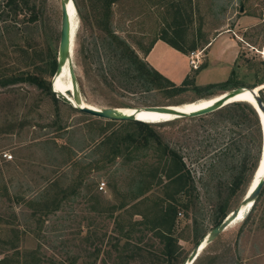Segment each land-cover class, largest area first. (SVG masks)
<instances>
[{
    "label": "rangeland",
    "instance_id": "1",
    "mask_svg": "<svg viewBox=\"0 0 264 264\" xmlns=\"http://www.w3.org/2000/svg\"><path fill=\"white\" fill-rule=\"evenodd\" d=\"M75 1L84 19L77 13L70 70L78 96L95 109L179 106L224 93L199 99L191 87L178 94L147 89L128 70L121 43L151 67L145 51L164 30L198 45V67L204 44L224 34L235 42L238 80L251 86L255 77H264V0H119L109 19L117 41L97 28L92 0ZM60 5V0H18L14 11L0 5V264H164L154 226L158 208L170 204L178 211L173 236L182 264L221 212L241 204L255 173L251 177L256 125L222 108L149 123L181 157L192 181L185 189L167 178L171 164L156 144L125 145L123 155L112 158L123 137L138 138L136 125L82 113L61 99L56 86L59 100L53 102L35 85L16 82L36 76L50 85ZM220 41L214 39L212 49ZM189 67L193 78L196 70ZM4 153L12 156L9 166ZM263 212L259 205L247 212L194 264H264Z\"/></svg>",
    "mask_w": 264,
    "mask_h": 264
},
{
    "label": "trees",
    "instance_id": "2",
    "mask_svg": "<svg viewBox=\"0 0 264 264\" xmlns=\"http://www.w3.org/2000/svg\"><path fill=\"white\" fill-rule=\"evenodd\" d=\"M17 1L18 0H0V5H3L4 8H9L10 11H14L17 7ZM118 1L119 0H92L91 1V4H94V9H95L94 11L96 12L97 28L104 31L108 36H110L115 41H117V39L115 35L113 34V32L111 31L109 19L111 17V8ZM73 2L77 10V13L81 16V19H84L83 15H81L82 13H81L80 8L78 7L77 2L75 0H73ZM178 13L179 11L177 10V14ZM34 20H36V17L33 16L31 18V21H34ZM173 23H177V20H174ZM167 34L168 32L164 30V34L160 35V37H158L157 40H161L165 42L167 45H169L170 47L176 49L177 51L183 54H188L189 52L195 51L198 47V45L197 44L194 45V43L191 45H186L185 39L183 38L179 39L174 36L168 37ZM121 44L123 47H122V51L120 52V55L125 60V64L128 70L135 72L136 74L139 75V77H141L145 82H147L148 84V85L146 84L147 89L157 88V89L164 90L166 92H171V93L173 92L174 94H178V93L184 92L187 88L191 87L197 93V95H199V99H200V98L211 97L218 93L227 92L232 89L239 88V87L254 89L264 84V77H261V78L255 77L256 80L253 85L245 86L238 80L237 72L233 69L228 79L222 83L210 84V85H206V86L199 88V87L194 86L193 78L187 77L182 82L181 85L177 86L173 82L165 78L158 71L153 69L152 67H148L144 63H142L141 59H139L137 54L132 49H130L125 43L124 44L121 43ZM153 44L154 42L152 43V45ZM205 44L207 45L208 42H206ZM151 46L148 49H146L145 54L149 52ZM244 62H246L247 65L251 64L248 59H245ZM261 65L264 67L263 62H261ZM17 81L35 85L37 88H39L40 90L45 92L47 95H49L51 99L53 100V102H57L59 100L55 98V95L51 92L50 85L49 84L45 85L44 81L39 79L36 76H25L24 78L16 80V82ZM263 90L264 89H262L259 92V95H260L262 102L264 103V99L262 97ZM222 110L237 113L238 118H240L241 120L243 121L250 120V121H253L254 124L256 125L257 132L259 133V139H258V144H257L256 157L252 165V170L250 174L252 177V174L257 167V164L260 158V153H261V129H259L260 124H259L258 116L250 105L243 103V102H233L229 105L224 106ZM126 122L137 126L138 131H139L138 138H135L132 135L123 137L121 141H119V143L116 146H114V149L111 151L112 158L115 159L123 155L122 149L125 147V145L127 149L128 147H130L131 144L132 146L136 148L138 147L146 148L148 147L150 143L156 144L159 147H161L163 154L167 157L166 159L171 164L170 171L166 175L167 178H169L171 182H173L174 185L177 186V188L182 186L184 187L183 189H185L186 187L188 188L192 186V181L190 180V177L187 171H185V166H184V163L182 162L181 157L176 152L169 149L167 146H165L160 141L159 136L152 129V125L154 124H149V123L142 122V121H126ZM162 122H165V121H162ZM127 142H129V144H127ZM236 186H238V182ZM263 194H264V186L262 190L260 191L258 198L256 199L253 206L251 207L248 215L252 213L258 205L261 206L262 211H264V204L262 203ZM140 195L141 193L136 195L134 199L136 200V198L139 197ZM157 212L158 214L155 218L156 221H155L154 227L155 229H157L156 235L159 238L161 244L163 245L162 255L164 256V264H178L177 263L178 261V255H177L178 247L177 246L178 245H177V240L173 236L175 218L178 213L176 209V205L170 204V205H167L166 207H160L158 208ZM228 213L229 212L222 211L219 218L215 221L214 227L219 225L225 219ZM263 214L264 212L262 213V216ZM246 218L247 217H245L244 220H246ZM263 222H264V217H263ZM263 226H264V223H263Z\"/></svg>",
    "mask_w": 264,
    "mask_h": 264
},
{
    "label": "water",
    "instance_id": "3",
    "mask_svg": "<svg viewBox=\"0 0 264 264\" xmlns=\"http://www.w3.org/2000/svg\"><path fill=\"white\" fill-rule=\"evenodd\" d=\"M72 7L73 12L77 14V10L75 8L73 0H61L60 5V12H61V24H60V37H59V44H58V53H57V64L56 69L51 77L50 80V87L51 92L53 94H56L55 91V82L54 79L60 72V64L61 62H64L67 60V58L70 56V50H71V31H70V12L69 7ZM240 12H242V7L240 8ZM69 78L71 82L73 83V90L76 92L77 96V82L75 78V74L73 72V69L70 70ZM262 86V85H261ZM245 87H239L232 89L230 91L225 92L226 98L221 99L220 101H217L216 103L209 105L208 107L202 108L200 110L194 111V112H185L176 109L177 105H168V106H145V107H134L133 113H125L121 110L128 109L131 107L126 108H103V109H95V108H86V107H76L73 106L71 101L67 98L61 96V99H63L66 103H68L70 106H72L74 109L79 110L83 113L89 114L94 117H98L100 119L108 120V121H139L137 118L134 117V114H137L139 111L143 110L144 112H150V113H156V114H163L169 116L171 119H182V118H188V117H197V116H203L207 115L209 113H212L218 109L223 108L226 105H229L233 103V100H231V96L235 94L236 92L244 89ZM264 89V86L262 88H259L257 90L254 89H248L247 90L253 95L255 99V106L254 111L256 112L260 129H261V153L260 158L263 157L264 152V128H263V122L262 117L264 119V104L260 98L259 92ZM72 93V92H71ZM258 165V164H257ZM257 169V167H256ZM264 186V171L259 179V181L256 183V185L245 192L241 203L244 204L245 208L249 209L251 206H253L254 202L258 198L260 191L262 190ZM241 206H237L234 210L228 213V215L225 217V219L216 227H214L208 234L209 237L206 239V236H204L202 239L198 241V243L194 246L192 251L189 253L188 257L182 262V264H186L187 261H190V264H194L197 258L199 257L202 250L205 249V247L214 240L221 232L225 231L227 228H229L234 222H236L239 218V215L241 213ZM207 240V241H206Z\"/></svg>",
    "mask_w": 264,
    "mask_h": 264
},
{
    "label": "crops",
    "instance_id": "4",
    "mask_svg": "<svg viewBox=\"0 0 264 264\" xmlns=\"http://www.w3.org/2000/svg\"><path fill=\"white\" fill-rule=\"evenodd\" d=\"M216 38L221 39L220 44L217 48L212 49L211 42ZM234 44L235 42L226 35L219 34L208 41L207 45H204L206 55L203 64H200V67L203 65L204 67L199 68L193 77L195 87L200 88L210 84L222 83L228 79L233 69L238 72L240 65H238V55H236ZM145 60L153 69L175 85L181 84L191 74L189 56L161 40L154 42L149 52L145 54ZM3 161L5 166L10 165L9 160L4 159Z\"/></svg>",
    "mask_w": 264,
    "mask_h": 264
},
{
    "label": "bare ground",
    "instance_id": "5",
    "mask_svg": "<svg viewBox=\"0 0 264 264\" xmlns=\"http://www.w3.org/2000/svg\"><path fill=\"white\" fill-rule=\"evenodd\" d=\"M61 1V0H60ZM69 12H70V31H71V50H70V56L67 58L66 61L61 62L60 64V72L58 75L55 77L54 82L56 86V91L59 95H63V97H66L68 100L71 101L73 106L76 107H86V108H95L91 106L90 104L86 103L83 101L76 92L73 90V83L71 82L69 75H70V61H71V54H72V44H73V33L74 29L76 27V20H77V14L73 12L72 7H69ZM72 92V93H71ZM226 95L225 92L220 94L217 97H212L209 99H201L197 100L195 102H189V103H184L182 105L177 106L176 109L185 111V112H194L197 110H200L202 108L208 107L209 105H212L216 103L217 101H220L221 99H225ZM227 99V98H226ZM233 100V102H243L248 105H250L253 109L256 107L255 105V99L253 95L247 90V88H244L235 94H233L230 98ZM134 108H128V109H123L121 111L125 113H133ZM134 117L137 118L139 121L146 122V123H158L162 121H167L170 120L171 118L167 115L163 114H156V113H150V112H144L143 110L139 111L137 114H134ZM263 122V128H264V119L263 117L261 118ZM264 171V152H263V157L259 159L257 169L255 170L254 176L252 178V181L249 185L248 190L252 189L256 183L259 181L262 173ZM247 190V191H248ZM239 206H241V213L239 215V218L237 221L242 219L244 215L249 212L251 207L249 209L245 208L244 204L241 203ZM235 223V222H234ZM209 234L206 235V239H208ZM207 241V240H206ZM203 251V250H202ZM186 264H190V261L188 260Z\"/></svg>",
    "mask_w": 264,
    "mask_h": 264
},
{
    "label": "built area",
    "instance_id": "6",
    "mask_svg": "<svg viewBox=\"0 0 264 264\" xmlns=\"http://www.w3.org/2000/svg\"><path fill=\"white\" fill-rule=\"evenodd\" d=\"M198 63H199L198 52H194V51L190 52L189 53V65L191 66V68H193L194 70L199 69L200 66L198 67ZM3 157L6 160H11L12 158L11 155H8L6 153L3 154ZM103 187H104V183H101L99 185V190H102Z\"/></svg>",
    "mask_w": 264,
    "mask_h": 264
}]
</instances>
